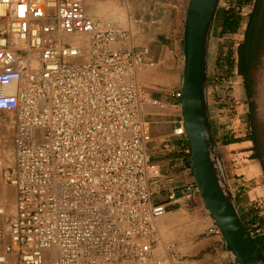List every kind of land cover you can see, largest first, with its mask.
<instances>
[{"label":"built area","instance_id":"built-area-1","mask_svg":"<svg viewBox=\"0 0 264 264\" xmlns=\"http://www.w3.org/2000/svg\"><path fill=\"white\" fill-rule=\"evenodd\" d=\"M86 1L0 0V123L16 150L3 171L16 210L0 227V264H172L138 80L153 62ZM174 133L186 135L182 121ZM183 193L202 198L195 180ZM208 230L223 238L216 222Z\"/></svg>","mask_w":264,"mask_h":264},{"label":"crops","instance_id":"crops-1","mask_svg":"<svg viewBox=\"0 0 264 264\" xmlns=\"http://www.w3.org/2000/svg\"><path fill=\"white\" fill-rule=\"evenodd\" d=\"M187 3L188 0H88L86 7L88 11V5L101 6L99 9H103V13L88 12L99 19L117 17L123 27L131 31L129 46L136 50L147 49L148 59L153 62V65L146 66L138 74V80L144 97L143 115L150 123L152 133L148 153L160 170L159 176L152 182L153 199L167 207V213L159 219V227L166 241L175 244L166 259L172 264H234L223 238L208 230L215 220L205 208L202 198L198 194L183 193V187L195 180L186 135L174 133V129L183 122L182 97L178 98L174 94L182 92ZM252 9L253 4L242 8V41ZM217 29L213 25L208 51L210 113L214 97L211 90V67L217 65L222 53L221 37L214 36ZM241 93L242 134L231 131L238 124L229 120L228 116L224 118L228 125L222 128L226 130L225 134L242 137V140L218 147L232 193L238 197L236 202L239 210L244 212L254 206L264 215V140L258 126L264 114V78L255 79L251 98L256 107L254 129L250 118V98L243 76L242 85L237 83L234 86L232 97L236 100L241 97ZM212 127L213 131L216 128L218 132L214 121ZM0 134L3 136L0 147L3 146L6 151V156L0 154L3 163L0 166V206L5 209V214L0 215V227L5 228V218L13 216L16 210V188L3 178V171L13 166L16 159L13 126L0 123ZM173 190L178 198L171 201L169 194ZM8 211L11 213L8 214ZM5 264H16L15 258L10 255Z\"/></svg>","mask_w":264,"mask_h":264},{"label":"water","instance_id":"water-1","mask_svg":"<svg viewBox=\"0 0 264 264\" xmlns=\"http://www.w3.org/2000/svg\"><path fill=\"white\" fill-rule=\"evenodd\" d=\"M220 0H188L184 20L181 110L194 178L205 208L221 229L234 264H264L232 193L208 102V51Z\"/></svg>","mask_w":264,"mask_h":264},{"label":"trees","instance_id":"trees-1","mask_svg":"<svg viewBox=\"0 0 264 264\" xmlns=\"http://www.w3.org/2000/svg\"><path fill=\"white\" fill-rule=\"evenodd\" d=\"M247 4H253V10L249 13L247 19V28L242 43H240L236 53L232 47L224 54L221 53L218 59L217 66L226 67L222 75L217 76L216 83L224 84L225 80L233 74L236 69L238 75L244 77V83L250 98V118L252 128L255 124V102L251 100L254 94V78L253 73L256 69V61L258 58V51L262 41V34L264 30V11L262 6L264 0H231V3L226 7L218 8L213 25H216L219 31V36L224 37L227 34H236L242 24V8ZM230 100V93L226 89H222V93L218 94L217 103L220 108H228ZM211 122L213 125V118L211 115ZM214 135L218 146L220 144H229L242 140V137H234L233 135L224 134L218 136L217 129L214 128ZM253 137V133L251 134ZM255 138L253 137V140ZM237 201L238 197L234 195ZM242 218L255 239L258 246L264 252V215L260 213L259 209L251 206L246 211H241Z\"/></svg>","mask_w":264,"mask_h":264},{"label":"rangeland","instance_id":"rangeland-1","mask_svg":"<svg viewBox=\"0 0 264 264\" xmlns=\"http://www.w3.org/2000/svg\"><path fill=\"white\" fill-rule=\"evenodd\" d=\"M230 3H231V0H220V7H226ZM101 19L114 21V22L120 24L121 26H123V24H121L119 22L117 17H113L110 19L109 18H106V19L101 18ZM216 31L217 32L214 36L216 38H218V36H219L218 29ZM263 37H264V30H263ZM240 43H242V24H241V26H240V28L236 34H227L224 37H221V40H220L221 51L220 52H222L224 54L226 51L229 50L230 47H232V50L235 51L234 56H235V58H237L236 51H237ZM260 48H261V50L259 49V51H258V58L256 61V70H255L256 72L254 71V73H253L254 83H255V79H257L258 77L264 78V40H263V46H260ZM224 69H226V67L222 68V67L217 66V65H214V66L212 65V67H211V75L213 77V79H212L213 81L211 83L212 84L211 90H212V93H214V97L212 96V106H211L210 115H212V118L214 121V126H217V128H218L217 133H218L219 137L226 133V130L224 128H222L223 126L228 125L225 122L226 121L224 119L225 116H228L229 120L231 119V121H233V122L236 121V123L238 124L236 127H233L231 129V131H234V134H242V93H241V97L237 98L236 100L234 97H232V94L234 91V86L235 85L237 86V83H240L242 85V76L238 75V72L235 69L233 74H231L230 77L225 80L224 84H222V85L218 84V83H216V78H217V76H220L223 73H226V72H224ZM255 73L257 75H255ZM222 89H226L230 93L229 106L226 109L220 108L219 104L217 103L218 94L222 93ZM262 102L264 103V97L262 98ZM255 119H256V115H255ZM258 126L260 129L261 136L264 140V114H263L262 120L261 121L259 120ZM222 147H223V145L220 144V148H222ZM0 154L6 156V151H4L3 146L0 147ZM8 155L10 157V154H8ZM2 183L6 184L4 181H2ZM9 213H11V212L8 211V214Z\"/></svg>","mask_w":264,"mask_h":264},{"label":"bare ground","instance_id":"bare-ground-1","mask_svg":"<svg viewBox=\"0 0 264 264\" xmlns=\"http://www.w3.org/2000/svg\"><path fill=\"white\" fill-rule=\"evenodd\" d=\"M88 1V0H87ZM86 1V2H87ZM113 2V1H112ZM115 2V1H114ZM103 4V3H102ZM102 4H100V5H102ZM85 5H86V3H85ZM96 5H98V4H96ZM104 6V5H103ZM101 7V6H100ZM99 7V8H100ZM105 7V6H104ZM109 7V6H108ZM98 7H96V6H89L88 5V12L90 13V14H98V13H103L104 12V10L103 9H101V11H100V9H99ZM115 8H116V6H115ZM117 8H118V6H117ZM86 9H87V7H86ZM111 9V8H110ZM106 14V13H105ZM92 16V15H91ZM107 17V16H106ZM70 38L72 39V40H74L75 42H78L77 40H76V38L77 37H75V36H70ZM4 211H5V209H4ZM161 230V229H160Z\"/></svg>","mask_w":264,"mask_h":264},{"label":"flooded vegetation","instance_id":"flooded-vegetation-1","mask_svg":"<svg viewBox=\"0 0 264 264\" xmlns=\"http://www.w3.org/2000/svg\"><path fill=\"white\" fill-rule=\"evenodd\" d=\"M262 9H263V11H264V5L262 6ZM253 10V9H252ZM263 40H264V37H263V34H262V41H261V44H260V46H263ZM262 48V47H261ZM261 48H260V50H261Z\"/></svg>","mask_w":264,"mask_h":264}]
</instances>
